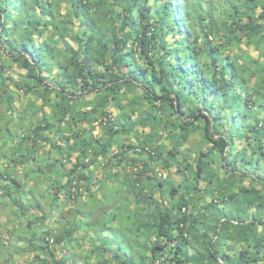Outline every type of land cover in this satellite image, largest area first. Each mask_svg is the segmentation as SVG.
Listing matches in <instances>:
<instances>
[{"label":"trees","instance_id":"trees-1","mask_svg":"<svg viewBox=\"0 0 264 264\" xmlns=\"http://www.w3.org/2000/svg\"><path fill=\"white\" fill-rule=\"evenodd\" d=\"M0 207V264H264V0H0Z\"/></svg>","mask_w":264,"mask_h":264},{"label":"rangeland","instance_id":"rangeland-1","mask_svg":"<svg viewBox=\"0 0 264 264\" xmlns=\"http://www.w3.org/2000/svg\"><path fill=\"white\" fill-rule=\"evenodd\" d=\"M250 54L253 56V57H255L256 56V52L255 51H250ZM40 103V101H38V104ZM48 112V111H47ZM98 134V129L97 128H95L93 131H92V135L93 136H96ZM65 167L66 168H68L69 167V165L68 164H66L65 165ZM1 208V207H0ZM7 213L8 212H2L1 213V215H0V240H2V239H4V241L5 242H8L9 240H10V234L4 229L5 228V226L8 224V223H6L7 222V220L9 219L8 217H7ZM16 227H17V225H16ZM82 245L84 246V247H86L87 246V243L86 242H84V241H82ZM1 245V242H0V254L1 255H6V258H7V256H8V253H7V248L6 247H4V246H2ZM59 248V247H58ZM65 250V249H64ZM57 258H59V256H57ZM70 259H68L67 260V262L69 261ZM66 262V263H67ZM65 263V264H66Z\"/></svg>","mask_w":264,"mask_h":264}]
</instances>
